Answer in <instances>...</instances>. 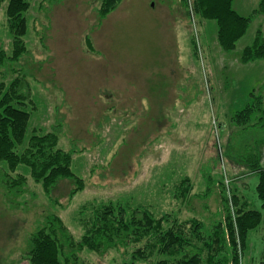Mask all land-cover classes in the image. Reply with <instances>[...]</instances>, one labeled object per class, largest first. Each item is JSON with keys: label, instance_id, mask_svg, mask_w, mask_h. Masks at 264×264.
<instances>
[{"label": "rangeland", "instance_id": "rangeland-1", "mask_svg": "<svg viewBox=\"0 0 264 264\" xmlns=\"http://www.w3.org/2000/svg\"><path fill=\"white\" fill-rule=\"evenodd\" d=\"M29 2L25 51L0 65L2 90L18 78L28 95L27 133L15 150L20 153L30 133H55L57 146L71 152L82 188L71 193L73 182L60 178L46 194L20 164L16 172L25 185L7 191L0 163V264H30L27 239L48 216L59 217L78 241L94 210L107 204L197 220L204 237L222 223L226 236L222 186L236 193L239 207L262 213L244 248L237 247L238 264H264V212L250 172L264 147V60L240 59L258 32L264 39L259 0H232V9L249 19L232 50L220 47L216 21L193 17L182 0H120L104 17L100 0ZM4 6L0 50L9 55ZM144 243L102 253L83 248L78 262L158 264L165 258L132 262L131 252ZM229 247L224 244L221 257L230 259Z\"/></svg>", "mask_w": 264, "mask_h": 264}, {"label": "trees", "instance_id": "trees-1", "mask_svg": "<svg viewBox=\"0 0 264 264\" xmlns=\"http://www.w3.org/2000/svg\"><path fill=\"white\" fill-rule=\"evenodd\" d=\"M119 1L100 0L99 16H106ZM4 3L12 50L9 55L0 50V65L16 61L25 51L24 14L30 6L29 0H0V7ZM182 3L193 17L216 21L217 41L223 50L234 49L247 30L249 19L232 9V0H182ZM255 12L264 15V0H259ZM192 42L194 45L193 36ZM240 59L243 63L264 60V39L259 32L253 44L242 50ZM3 86L4 83H0V163L6 167L2 181L7 191L21 190L25 185L26 177L16 172L20 164L29 169L31 178L41 183L46 194L60 178L73 182L71 193L81 189V180L71 171V152L57 146L55 133H30L20 153L15 150L17 145H22L27 133L29 113L23 109V100L28 95L21 90L18 78L12 79L4 91ZM14 172L12 177L10 174ZM250 172L257 176L255 191L264 212V168L259 164V156L251 164ZM187 181L184 178L183 185ZM220 197L226 236L218 229L222 223L214 225L212 233L204 237L197 220H170L167 215L155 218L144 208L128 210L107 204L94 210L90 227L78 241L67 232L59 217L48 216L29 235L25 254L30 264H80L77 254L83 248L102 253L145 240L143 247L131 252L132 262L159 254L165 258L158 264H238L237 247L244 248L248 232L260 224L262 213L239 207L236 193L227 194L223 186ZM192 238L201 242V246L194 245ZM225 243L230 246V259L221 257Z\"/></svg>", "mask_w": 264, "mask_h": 264}, {"label": "crops", "instance_id": "crops-1", "mask_svg": "<svg viewBox=\"0 0 264 264\" xmlns=\"http://www.w3.org/2000/svg\"><path fill=\"white\" fill-rule=\"evenodd\" d=\"M263 149H264V147L260 150L261 151V154H262V156L260 158V161H259L260 162V165H261V161L263 160L262 158L264 157V151H263Z\"/></svg>", "mask_w": 264, "mask_h": 264}]
</instances>
